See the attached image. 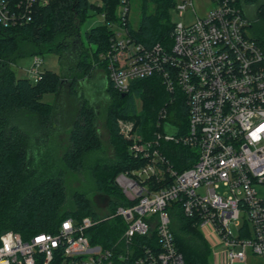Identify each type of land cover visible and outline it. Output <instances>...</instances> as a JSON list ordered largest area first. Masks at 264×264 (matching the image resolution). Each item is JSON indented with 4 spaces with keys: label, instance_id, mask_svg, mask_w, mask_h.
<instances>
[{
    "label": "built area",
    "instance_id": "built-area-1",
    "mask_svg": "<svg viewBox=\"0 0 264 264\" xmlns=\"http://www.w3.org/2000/svg\"><path fill=\"white\" fill-rule=\"evenodd\" d=\"M213 1L215 6L192 23L173 22L169 47L146 48L133 41L127 32L129 0H118L123 11L114 20L102 13L109 28L115 23L121 28L112 29L110 48L102 56L114 89L126 95L134 81L159 75L171 104L177 93L183 96L188 125L180 129L170 117L175 111L164 108L158 127L173 124L177 135L158 132L155 140L141 143L137 120L118 119L121 133L132 142L129 150L148 161L115 178L125 203L111 216L122 220L124 230L112 249L93 245L87 236L102 219L67 218L55 233L29 240L4 232L0 264H185L172 230L174 204L195 220L215 264H247L250 256L264 264V197L258 192L264 186V52L247 35L249 20L236 0ZM48 2L19 0L13 10L8 0H0V24L28 23L34 8ZM192 6V0H184L174 11L181 15ZM41 64L36 55L28 71L33 82ZM159 140L194 150L195 162L175 169Z\"/></svg>",
    "mask_w": 264,
    "mask_h": 264
},
{
    "label": "trees",
    "instance_id": "trees-1",
    "mask_svg": "<svg viewBox=\"0 0 264 264\" xmlns=\"http://www.w3.org/2000/svg\"><path fill=\"white\" fill-rule=\"evenodd\" d=\"M8 1L15 10L19 0ZM242 1L257 4L249 28L264 52V1L236 0L245 17ZM117 4L118 0H49L45 6L34 8L28 23L7 28L0 24V236L13 231L29 240L40 233H55L67 218H99L92 199L82 191L73 192L72 207H66L67 173L82 168L102 145L96 127V101L82 87V83L94 78L96 69L103 71L99 76L108 102L105 122L116 157L109 162L97 161L93 176L97 193L105 194L113 213L125 203L115 184L117 175L131 174L148 161L141 153L128 150L132 142L121 133L118 119H136L141 141H153L158 132L164 133L167 123L158 127V120L161 110L167 108L170 113L175 111L173 122L185 131L188 120L183 96L177 93L176 102L171 104V95L159 75L134 81L125 96L114 89L108 80L107 60L102 58L110 48L111 28L106 24L95 26L85 32L91 47L88 49L83 42L80 28L89 11L107 13V19H115ZM176 4L177 0H141V21L137 28L127 22L129 36L146 48L156 44L169 47L174 25L171 12ZM46 52L58 53L66 71L57 74L44 70L37 82L16 78L12 64L17 57ZM63 91L67 94L68 117H63L62 124L71 128L68 148L62 154L51 120L54 106L44 102L43 97H57ZM82 91L87 101L80 98ZM135 99L142 103L139 111ZM158 145L179 171L190 167L197 158L194 150L174 142L159 140ZM171 214L172 230L185 264H210L209 244L195 220L186 217L178 204L172 206ZM123 228L119 218L102 219L87 231V236L93 245L112 249ZM143 241L136 238L139 244Z\"/></svg>",
    "mask_w": 264,
    "mask_h": 264
},
{
    "label": "rangeland",
    "instance_id": "rangeland-1",
    "mask_svg": "<svg viewBox=\"0 0 264 264\" xmlns=\"http://www.w3.org/2000/svg\"><path fill=\"white\" fill-rule=\"evenodd\" d=\"M182 1L184 0H177V3H180ZM262 1L264 0H259L258 3ZM140 3L141 0H129L128 19L134 28H137L141 21L142 15ZM192 5L193 6L191 8L184 11L181 15H179L175 11H172V21L182 22L184 24L192 23L196 19V16H205L208 11L215 6V3L213 0H192ZM242 6L247 19L250 20L254 16V10L257 4H250L245 1H242ZM122 11V6L120 5V2H118L115 7L114 16L116 18L120 17ZM104 24H106V18L101 13H98L97 11H89L87 18L85 19L80 28L82 40L85 45L88 46V49L91 46H89L87 43L85 32L95 26H101ZM110 27L113 30L115 29L121 31V28L116 23L112 24ZM247 35L253 38L250 28L247 29ZM38 56L42 61V64L40 66V72L47 70L57 74H62L64 71H66L65 64H61V56L58 53L46 52L43 54H39ZM34 57L35 56L27 54L16 58L15 62L12 64V69L15 73L16 78H29L32 80V77L28 76V71L33 65ZM72 73H75V71H73ZM100 73L103 74V71L100 69H96L95 73L93 74L94 78L91 79L90 82L86 81L82 83V87L84 88V91L87 92L88 97L96 101V103H93L94 105H96L98 110V115L96 118V127L98 129V134L100 136L102 145L98 151L93 152L89 156L82 168L75 172L67 173L66 180L68 187V198L66 202V207H72V194L73 192L79 190L87 194L92 199L94 209L100 219H114L111 216L113 212L109 208L108 198L105 196V194L97 193L95 176H93V169L95 168V164L97 161L102 160L105 162H109L113 161L116 157V153L111 142L110 131L105 122V108L108 102L104 87L101 84V77L99 76ZM76 74L79 75V72H77ZM80 98L82 99V101H87L85 95L83 94V91L82 96ZM43 101L51 103L54 106V113L51 120L54 121L56 132L58 133L56 135V142L59 144L60 152L63 154L67 150L69 145V129L71 128L69 124H62L63 117H68L67 94L64 91L61 92L57 97L51 94H47L43 97ZM134 101L136 109L139 111L141 109L142 103L138 99H135ZM170 117L173 120L175 118L173 113L170 114ZM129 149L130 146L128 150ZM258 192L259 195L264 197V186L258 187ZM211 246H213V244H211ZM253 261L257 262V264H262L261 260H259L258 257L250 256V264H256L253 263ZM209 263H216L215 256L212 250L209 255Z\"/></svg>",
    "mask_w": 264,
    "mask_h": 264
},
{
    "label": "water",
    "instance_id": "water-1",
    "mask_svg": "<svg viewBox=\"0 0 264 264\" xmlns=\"http://www.w3.org/2000/svg\"><path fill=\"white\" fill-rule=\"evenodd\" d=\"M123 96H125V94H123ZM164 133L169 135H177L178 131L175 127L167 123L165 125Z\"/></svg>",
    "mask_w": 264,
    "mask_h": 264
},
{
    "label": "crops",
    "instance_id": "crops-1",
    "mask_svg": "<svg viewBox=\"0 0 264 264\" xmlns=\"http://www.w3.org/2000/svg\"><path fill=\"white\" fill-rule=\"evenodd\" d=\"M254 259H255V258H254ZM259 260H260V259H259ZM253 263H256V264H257V262H255V261H253ZM247 264H250L249 260H248Z\"/></svg>",
    "mask_w": 264,
    "mask_h": 264
}]
</instances>
